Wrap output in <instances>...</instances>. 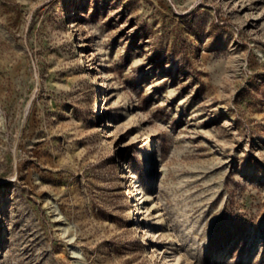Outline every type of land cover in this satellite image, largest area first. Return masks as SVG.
Masks as SVG:
<instances>
[{"label":"rangeland","instance_id":"rangeland-1","mask_svg":"<svg viewBox=\"0 0 264 264\" xmlns=\"http://www.w3.org/2000/svg\"><path fill=\"white\" fill-rule=\"evenodd\" d=\"M0 264H264V0H0Z\"/></svg>","mask_w":264,"mask_h":264},{"label":"bare ground","instance_id":"bare-ground-1","mask_svg":"<svg viewBox=\"0 0 264 264\" xmlns=\"http://www.w3.org/2000/svg\"><path fill=\"white\" fill-rule=\"evenodd\" d=\"M99 85H102V84H101V81L99 82ZM98 111L101 113V108H99ZM135 194H138V195H139V189H138V188H136V190H135ZM136 201H137V204H138V203H141V204H142V202H140V200L137 199ZM133 219H134V218H132L130 221H133ZM164 222H165V221H164Z\"/></svg>","mask_w":264,"mask_h":264}]
</instances>
